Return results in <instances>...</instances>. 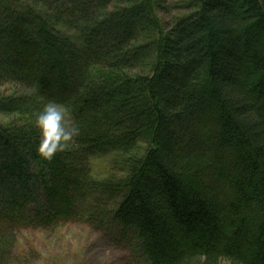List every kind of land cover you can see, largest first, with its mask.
<instances>
[{
	"label": "trees",
	"instance_id": "trees-1",
	"mask_svg": "<svg viewBox=\"0 0 264 264\" xmlns=\"http://www.w3.org/2000/svg\"><path fill=\"white\" fill-rule=\"evenodd\" d=\"M165 3L0 0V264L68 221L136 264H264V0ZM51 99L79 135L46 160Z\"/></svg>",
	"mask_w": 264,
	"mask_h": 264
},
{
	"label": "rangeland",
	"instance_id": "rangeland-1",
	"mask_svg": "<svg viewBox=\"0 0 264 264\" xmlns=\"http://www.w3.org/2000/svg\"><path fill=\"white\" fill-rule=\"evenodd\" d=\"M165 1L170 14L177 16L179 4L189 0ZM106 162L94 161L96 174ZM107 226L97 228L89 223L68 221L45 231H20V264H136L142 256L138 239L120 236Z\"/></svg>",
	"mask_w": 264,
	"mask_h": 264
},
{
	"label": "clouds",
	"instance_id": "clouds-1",
	"mask_svg": "<svg viewBox=\"0 0 264 264\" xmlns=\"http://www.w3.org/2000/svg\"><path fill=\"white\" fill-rule=\"evenodd\" d=\"M70 116V107L55 99L48 100L35 113V126L39 131L37 151L42 158L51 160L75 142L79 128L69 123Z\"/></svg>",
	"mask_w": 264,
	"mask_h": 264
}]
</instances>
